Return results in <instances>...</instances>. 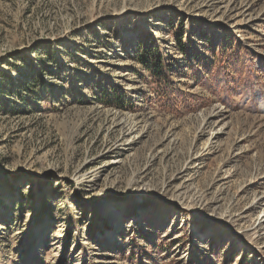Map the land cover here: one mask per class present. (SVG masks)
<instances>
[{"label":"rangeland","instance_id":"374dc122","mask_svg":"<svg viewBox=\"0 0 264 264\" xmlns=\"http://www.w3.org/2000/svg\"><path fill=\"white\" fill-rule=\"evenodd\" d=\"M262 197L264 0H0V264H264Z\"/></svg>","mask_w":264,"mask_h":264},{"label":"trees","instance_id":"16d2710c","mask_svg":"<svg viewBox=\"0 0 264 264\" xmlns=\"http://www.w3.org/2000/svg\"><path fill=\"white\" fill-rule=\"evenodd\" d=\"M208 43H210L209 40H207ZM179 45L181 46L180 42H178ZM211 47V46H210ZM236 47V49H235ZM238 49V43L234 44L233 42V37L231 36V34L226 35L224 37V40L221 41L219 44H217V50L213 51V54L215 57L218 56V60H215V62L210 65L208 67V65L205 66L204 63H202L200 61V54L198 52V50L195 49H191V56H190V60L192 61L191 63L188 64V70H189V75L191 77H193V79L197 82V83H203L204 85V81L205 79L203 78L204 74H207V71H209V73L211 74H217L219 72V68L218 65L220 63L221 60H223L225 58L228 59L227 63H230L232 66L237 63V61H239V59L236 57L237 53L236 52ZM233 53V55L230 53ZM142 64L148 69V71L151 73L152 76L156 77L154 78L155 81H159V85H157V95H158V102L160 103V105L166 109H171L174 111H177L179 109V106L182 105L184 108H189L190 105H193V102H188L185 100V93L181 90H178L176 88H174L173 86H171L169 83V80L167 78V76L159 77L161 74H158V71L153 70V68H151V66L146 64L145 60H141ZM230 66V65H229ZM157 67H160L159 65H157ZM229 68L227 65H225L224 67ZM110 94H105L104 95V99H105V103L108 105H115V106H121L123 105L122 103L119 104L120 100H112V98L110 97ZM110 99V101H109ZM119 99V98H118ZM118 103V104H117ZM123 107V106H121Z\"/></svg>","mask_w":264,"mask_h":264},{"label":"bare ground","instance_id":"6f19581e","mask_svg":"<svg viewBox=\"0 0 264 264\" xmlns=\"http://www.w3.org/2000/svg\"><path fill=\"white\" fill-rule=\"evenodd\" d=\"M132 129V128H131ZM130 131V130H129ZM131 132L128 133V135H130ZM141 134V133H140ZM127 136V135H126ZM121 141H125L124 138ZM131 143V142H130ZM129 143V144H130ZM119 145H122V143H120ZM117 148V147H116ZM115 148V149H116ZM113 150V149H112ZM112 152H110V150H108L107 152H105V155L107 156V154H110ZM105 155H103L105 157ZM102 156V158H103ZM119 161L117 160H111L108 163H106L105 165H103L102 167H98L97 169L92 170L90 173L88 174H80L76 181L78 183L79 186H81L83 188V191L86 192H92L94 190H96L99 180L102 177L103 172L107 169L112 167L115 164H118ZM263 201H264V197ZM102 202V201H101ZM104 204H107V202H104ZM108 207V206H107ZM109 218L111 221V233L112 231H115L117 229H119L118 226L114 220H116L117 218H119V216L114 213L112 210L109 211ZM256 225V224H255ZM264 225V211L262 212V214H260V216L258 217V223H257V227H262ZM125 227V226H124ZM112 237V236H111Z\"/></svg>","mask_w":264,"mask_h":264}]
</instances>
